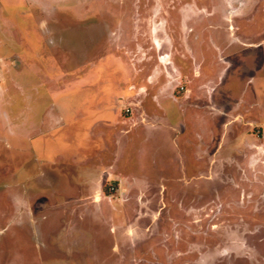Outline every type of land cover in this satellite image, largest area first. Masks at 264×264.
<instances>
[{"label": "rangeland", "instance_id": "1", "mask_svg": "<svg viewBox=\"0 0 264 264\" xmlns=\"http://www.w3.org/2000/svg\"><path fill=\"white\" fill-rule=\"evenodd\" d=\"M0 264H264V0H0Z\"/></svg>", "mask_w": 264, "mask_h": 264}, {"label": "crops", "instance_id": "2", "mask_svg": "<svg viewBox=\"0 0 264 264\" xmlns=\"http://www.w3.org/2000/svg\"><path fill=\"white\" fill-rule=\"evenodd\" d=\"M40 62V61H39ZM41 63V62H40ZM44 67H45V65L44 64H42ZM46 66H50L51 67V70L52 71H58L59 70V68L60 67H62V66H59V65H57V67L58 68H56V64H52V63H46ZM40 67H41V65H40ZM56 68V69H55ZM58 76H59V74H57ZM57 78H59V80L58 81H60V79H62V78H60V77H57ZM77 93L78 92H76V93H69V94H66V96H67V100H70L71 102H70V105H68L69 107H71V106H73L75 103V97H76V95H77ZM60 94H56V96L58 97ZM55 96V97H56ZM56 97V98H57ZM68 97H71V98H68ZM73 97V98H72ZM63 102H65V101H63ZM58 105H54L53 107H51V108H48L47 109V114H45L44 113V115H42V119H41V124H42V128L41 129H39L38 128V126L37 127H35L34 128V125H36V123L34 124V125H32V129H30V131H31V137L33 136V138L32 139H30V140H35L34 138L36 137V136H43L44 134H45V130H49V132L47 133L48 134V138L50 137L51 139L48 141V143L49 144H52L53 145V142L54 143H56V144H54V146H57V147H61V142H70V140H76L75 139V137H74V135H73V132H74V129L75 128H70V130L68 131L69 133L71 132L72 133V135L71 134H65L66 135V137H64V136H62V137H59V142H57V141H55L54 139H53V137L51 136V134H53L52 133V130H56V129H58V130H60L61 128H62V124L65 122L64 120H63V116H64V111H61L60 109V107H57ZM61 107H66L65 105H60ZM77 107V106H76ZM58 108V109H57ZM72 109H76L75 107H72ZM66 111V110H65ZM88 111V116L87 117H85V118H87V120L89 121V120H91V114H90V111L89 110H87ZM74 113H73V116L69 119V123H72V124H74V125H76V124H79L80 123V121H81V119H78L77 121H76V117H77V113L75 112V111H73ZM96 113V114H95ZM95 113H92L93 114V116L92 117H94V115H97V116H100L99 114H98V111H95ZM97 116L95 117V119L93 120V121H97L96 119H97ZM89 117H90V119H89ZM71 120V121H70ZM92 121V122H93ZM105 123L107 124H110L109 123V121H105ZM40 124V125H41ZM93 124H94V122H93ZM45 125H47V127L45 126ZM46 127V128H45ZM34 128V129H33ZM41 133V135H39ZM35 135V136H34ZM57 138V137H56ZM48 164H50V163H48ZM59 171V170H58ZM106 173H105V175L106 176H108L109 174H108V170L107 171H105ZM73 183H74V181H73ZM70 186H71V184H69ZM97 194H99V193H97Z\"/></svg>", "mask_w": 264, "mask_h": 264}, {"label": "flooded vegetation", "instance_id": "3", "mask_svg": "<svg viewBox=\"0 0 264 264\" xmlns=\"http://www.w3.org/2000/svg\"><path fill=\"white\" fill-rule=\"evenodd\" d=\"M60 16V15H59ZM58 20L60 21V19L58 18ZM64 22H65V19H64V21H60V22H57V23H62L61 25H64ZM54 28H56L57 29V27H55V25H57V24H51ZM108 26V25H107ZM59 27H60V25H59ZM109 27V26H108ZM34 30L32 31V29L33 28H31V32H34L33 33V35L34 36H36L37 35V33H36V30H37V24L34 26ZM31 35H32V33H30ZM51 37H53V38H55L54 40H55V42L56 43H58V42H60V44H61V41H59V39H64V34H63V32H51ZM30 36V35H29ZM33 36V37H34ZM31 37V36H30ZM36 38H37V36H36ZM35 39V38H34ZM96 49V48H95ZM56 50L58 51H54V54H55V56L58 58V56H61V55H64L65 54V50H62V49H59L57 46H56ZM93 52V51H92ZM64 63L65 62H63V64H60V63H57L56 65H59V66H62V67H64ZM52 64H54V63H52ZM96 81H98V80H96ZM99 82V81H98ZM7 144V143H6ZM14 162V158H13V156H11L10 157V167H9V169H10V173H13L14 174V172L15 171H17V168L16 167H18L16 164L17 163H13ZM19 172H20V170H18ZM18 172V175H17V177L16 178H18L19 177V175H20V173ZM57 178V177H56ZM64 178H67V177H65L64 175H62V176H60L59 178H57L58 180H60L61 181V179H64ZM30 182V181H29ZM21 183V182H20ZM19 183V184H20ZM69 183V179L68 180H66V182L65 183H63V180L61 181V183H60V186L58 185V184H53L54 186L53 187H50V189H42V190H36V191H34V192H37V193H35V194H31L30 193V196L32 197V198H35V197H37V196H40V195H42V193H43V191H45V193L47 194V195H51V194H54L55 195V192H57V190H58V188L60 187V193H61V195H62V197H72V196H74V195H76L77 193H76V189H77V187H75V186H73V185H69L68 184ZM19 184L18 185H15V187L14 188H16L17 186H19ZM29 184V183H28ZM79 189V188H78ZM93 190H92V188H91V186H89V189L88 190H86L85 192H83V193H85V194H92L91 192H92ZM18 192V193H17ZM44 193V194H45ZM11 194L12 195H14V196H18L19 197V199L20 200H23V197L22 196H24V195H21L20 194V192H19V190H17V191H15L14 189L12 190V192H11ZM25 194H29V193H25ZM45 194V195H46ZM11 195V196H12ZM36 195V196H35ZM96 195H98V194H96ZM29 196V195H28ZM13 197V196H12ZM14 199V198H13ZM12 205H14V204H12ZM10 207H12V206H10Z\"/></svg>", "mask_w": 264, "mask_h": 264}]
</instances>
